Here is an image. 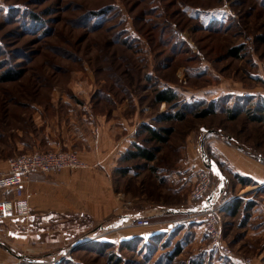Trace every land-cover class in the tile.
<instances>
[{
    "label": "rangeland",
    "instance_id": "obj_1",
    "mask_svg": "<svg viewBox=\"0 0 264 264\" xmlns=\"http://www.w3.org/2000/svg\"><path fill=\"white\" fill-rule=\"evenodd\" d=\"M90 12H97L91 20L102 25L94 32L80 23ZM155 24L157 32L164 29L166 45L148 40V28ZM211 25L218 30H210ZM118 31L138 39L129 47L114 44L108 49L105 42ZM175 42L178 52L172 55ZM236 47L237 54H231ZM260 63L264 65V0H0V165L28 151L14 147L22 132L29 131L34 105L49 103L58 94H91L93 73L96 91L111 90L118 102H133L135 94L155 127H173L166 143L152 141L148 133L141 136L145 147H159L158 162H175L190 136L196 148L201 145L205 161L214 159L227 178L221 182L212 177L211 197L217 192L219 197L214 202L224 200L222 191L228 193L225 199L234 193L231 198L242 201L235 215L221 214L222 239L231 257L210 246L201 223L188 220L192 206L151 216L153 227L136 226L130 232L135 235L126 240L122 233L106 238V231H87L82 240L70 237L33 256L46 255L42 260L55 264H264V210L254 215L242 200L264 199V187L242 192L251 183L239 185L209 144L216 139L264 165V82L256 77L262 73ZM78 79L87 86L75 91ZM163 88L177 93L176 103L156 101ZM213 100L214 114L196 118L187 113L197 102ZM236 109L243 112L230 119L228 112ZM257 109H263L262 121L249 119L248 112ZM174 112L187 115L162 119ZM125 184L134 196L136 185Z\"/></svg>",
    "mask_w": 264,
    "mask_h": 264
},
{
    "label": "crops",
    "instance_id": "obj_2",
    "mask_svg": "<svg viewBox=\"0 0 264 264\" xmlns=\"http://www.w3.org/2000/svg\"><path fill=\"white\" fill-rule=\"evenodd\" d=\"M261 66L262 73H257L256 77L264 82V65ZM90 75V82L97 87L93 73ZM78 80L81 81L72 86L75 91L87 86L83 79ZM96 87L91 94L89 91L83 95L77 92L53 95L49 103L33 106L29 131L22 132L14 151L72 150L78 154L82 167L57 174H37L26 181L29 215L0 218L1 262L12 264L19 258H49L33 255L57 247L70 237L77 236L79 240L87 231H106L103 233L106 238L122 233L125 236L122 240H126L135 235L130 232L136 228V219L185 212L191 208L188 195L196 179V170L205 166L201 145L196 148L188 136L175 162L170 159L158 162L157 155L161 152H157L153 160L129 157V152L144 146L141 136L148 133V126L157 127L152 124L151 117L142 113L135 94L133 102L130 99L118 102L114 101L113 91L103 93L100 89L96 91ZM263 90L260 89L264 96ZM217 141L209 140L211 152L221 157V162L235 177L241 176L251 183L242 192L253 190L248 187H264L262 163ZM7 170L6 160L0 165V177ZM148 175L152 177L149 179L152 181L150 193L147 192ZM126 180L129 185H136L134 196ZM235 180L240 181L237 177ZM3 189L0 186V198ZM217 193L214 199L219 198ZM234 195L225 200L230 203L235 200L231 198ZM243 199V206L250 203L248 209L254 215L264 210V199ZM223 213L231 215L225 209ZM154 225L152 222L148 227Z\"/></svg>",
    "mask_w": 264,
    "mask_h": 264
},
{
    "label": "built area",
    "instance_id": "obj_3",
    "mask_svg": "<svg viewBox=\"0 0 264 264\" xmlns=\"http://www.w3.org/2000/svg\"><path fill=\"white\" fill-rule=\"evenodd\" d=\"M8 170L0 177L2 197L0 218L27 217L30 212L25 192L26 181L37 174H57L65 169L82 167L78 154L72 150H33L12 155L7 159ZM196 179L190 191L192 210L188 220L201 223L210 239V246L220 254L233 255L222 239L221 214L229 200L214 202L211 197L213 186L211 170L205 165L196 170ZM149 218H139L135 226L148 227ZM0 264H10L0 261ZM12 264H55L54 261L20 259Z\"/></svg>",
    "mask_w": 264,
    "mask_h": 264
},
{
    "label": "trees",
    "instance_id": "obj_4",
    "mask_svg": "<svg viewBox=\"0 0 264 264\" xmlns=\"http://www.w3.org/2000/svg\"><path fill=\"white\" fill-rule=\"evenodd\" d=\"M100 15H103L104 11L99 12ZM97 12H90L89 14H85L84 16H82L80 18V23H82L85 26H89V28L94 32L98 29L101 28V24L100 23H94L91 19L93 15H96ZM98 15V14H97ZM95 17V16H94ZM86 21V22H85ZM159 27V24H155L153 26H150L149 29V35L148 37L150 39H148L149 41H157L161 44V45H166L167 44V40H165L164 38V29L162 28L160 32H157V28ZM210 30L212 31H216L218 29H216L215 27H213L212 25L209 26ZM171 37V36H170ZM134 39H138V37L132 35V36H126L125 32L123 31H118L115 32L111 39L107 40L105 42V46L109 49L110 47L114 46V44H120V45H128L131 46L132 45V41ZM130 41V42H129ZM176 43L171 44L170 46V53L172 55H175L176 52H178V49H176ZM239 51V48H232L230 50V53L233 55H236L237 52ZM113 55V54H112ZM120 58V57H119ZM167 58V57H166ZM8 79H12V76L8 75L7 76ZM116 81V80H115ZM156 101L159 103H167V104H174L177 102L178 100V95L177 93L172 89V88H163L161 90H159L155 96ZM216 102L213 100L212 102H210L208 105L205 104V102L200 101L197 102V104L192 105L189 110H188V114L193 115L196 118H203V117H207L209 115H212L216 112V106H215ZM206 105V106H204ZM198 106H204V108L197 110ZM260 111V112H259ZM243 112L242 109H236V110H230L228 112V117L230 119H234L236 118L238 115H240ZM263 112L262 110H255V111H250L248 112V116L249 119L253 120V121H262L263 120V115L261 114ZM187 113H183V112H174V113H167L166 115L163 116L162 119L164 120H183ZM148 130V134L150 135V139L152 141H155L156 143H166L169 140L170 134L174 131L173 127H161V128H152L150 126H148L147 128ZM159 147L155 146L153 148H149V147H145V146H138L136 151H131L129 152V157H143L145 159L148 160H153L156 158V153L159 151ZM260 161H262L260 159ZM212 177L215 176L212 172ZM241 183L243 184H248L249 180H247L246 178H243L241 176H236ZM221 195L223 196L222 198L228 196L227 192H221ZM236 200V199H235ZM233 200L231 201L229 204H227L225 206V211H229L231 213V215H235L238 211L239 208L242 205V201L240 199H237L236 201ZM82 236L79 238V240H82Z\"/></svg>",
    "mask_w": 264,
    "mask_h": 264
},
{
    "label": "water",
    "instance_id": "obj_5",
    "mask_svg": "<svg viewBox=\"0 0 264 264\" xmlns=\"http://www.w3.org/2000/svg\"><path fill=\"white\" fill-rule=\"evenodd\" d=\"M204 159L206 160V154H204ZM206 166L211 170V172L219 178L221 182L225 181L227 178L224 175L221 167L214 159H208Z\"/></svg>",
    "mask_w": 264,
    "mask_h": 264
}]
</instances>
